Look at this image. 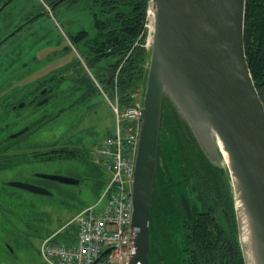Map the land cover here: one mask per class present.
<instances>
[{"label": "water", "instance_id": "1", "mask_svg": "<svg viewBox=\"0 0 264 264\" xmlns=\"http://www.w3.org/2000/svg\"><path fill=\"white\" fill-rule=\"evenodd\" d=\"M246 5L247 0H150L151 55L132 179L135 252L128 264H150L151 211L166 97L213 163L222 165L220 144L228 154L226 168L240 213L238 230L245 264H264V103L247 62ZM41 16L20 25L0 46ZM33 176L81 184L80 178L59 174ZM8 185L53 196L47 188L29 182Z\"/></svg>", "mask_w": 264, "mask_h": 264}, {"label": "rangeland", "instance_id": "2", "mask_svg": "<svg viewBox=\"0 0 264 264\" xmlns=\"http://www.w3.org/2000/svg\"><path fill=\"white\" fill-rule=\"evenodd\" d=\"M54 1H57L55 4L63 2V0L11 2L0 13V38L40 8L47 9ZM94 9L96 8L92 0L65 1L50 14V18L39 19L31 27L14 36L10 43L0 48V81L21 80L17 84L20 87V84L24 85L22 83L26 81L43 82L47 77L50 79L51 75L61 77L54 79L55 83L60 80L57 87L52 88V92H56L57 97L49 105L52 111L51 118L43 123L45 127L43 132L22 139L23 142L27 141V146L16 152L15 156L12 153H6L8 156L5 152L1 153L2 159L6 157V162L9 164L0 168V264H43L39 253L43 241L41 234H44V231H56L65 226L81 210L95 205L105 183L110 178V173L105 170L103 163L96 160L95 153L97 146L108 134L114 132L116 115L110 106L111 101L100 94L101 88H98L93 70L83 61V53L71 44L69 37L70 34L79 31H86L88 39L95 37ZM147 19L149 38L151 22L148 16ZM68 47L71 50L68 51ZM87 49L88 47L83 48L84 53ZM8 52L9 55L12 53V56L6 57ZM78 61L83 64V74L74 81L70 79L73 74L71 66ZM14 63L19 66L13 71L11 67ZM68 75L69 78L65 79ZM86 75L93 79V86L84 85L82 77ZM5 92L6 89L0 93V104L5 102L6 95H10ZM23 94L21 93L19 97ZM11 116L15 115L10 114V118L0 115V126L12 121L14 117ZM20 121L19 119L18 122ZM18 144L20 145L21 142ZM54 149H76L86 163L79 158L71 160L53 158L56 155L48 153ZM84 149L89 150L90 153H86ZM32 152L42 153L43 160L32 157L28 163H19V160L13 161V158H10L17 157L21 153L30 155ZM90 161L93 162V166ZM221 164L226 168L227 164L223 157ZM37 173L77 178L91 176L94 179L79 186L40 180L43 187L52 191L53 196L35 194L8 185L11 181L34 182L33 175ZM236 216L239 221V211H236ZM69 228L63 231L66 238L76 233L74 226ZM37 234L39 235L34 239L33 236ZM7 242L17 247L18 259H14L8 253L5 244ZM29 242L32 248L28 247Z\"/></svg>", "mask_w": 264, "mask_h": 264}, {"label": "trees", "instance_id": "3", "mask_svg": "<svg viewBox=\"0 0 264 264\" xmlns=\"http://www.w3.org/2000/svg\"><path fill=\"white\" fill-rule=\"evenodd\" d=\"M65 1L69 0H63V3ZM92 1L96 8V35L88 39L86 31L70 34L71 44L78 47L83 53V61L93 70L98 88H101L100 94L105 93L111 100L117 95L122 108L131 106L136 102L134 95L138 90H144L148 74L151 50L147 46L149 29L146 24L150 0ZM87 47L84 53L83 48ZM245 51L251 75L264 103V0H247ZM71 67L73 74L70 79L78 80L83 74V64L78 61ZM52 78L61 79L58 75ZM68 78L69 75L65 79ZM82 81L84 85H94L89 75L82 77ZM75 150L54 149L48 154H55L53 158H79L85 162ZM32 157L43 160L42 153L33 152L10 158L19 160V163H28ZM161 160H164V165H161ZM90 163L93 166V162ZM182 196L189 207V199L195 200L191 220L184 221L182 252L187 264H245L229 171L207 157L187 121L173 101L166 97L151 211L150 264L160 262L156 238L160 236L161 223L170 220L167 216L172 215L177 204L185 216ZM219 214H225L233 225L228 222L224 230L222 220H214ZM52 233L44 231L41 238ZM38 235H34V239ZM62 239L65 236L62 235ZM29 247L32 248L30 242Z\"/></svg>", "mask_w": 264, "mask_h": 264}, {"label": "built area", "instance_id": "4", "mask_svg": "<svg viewBox=\"0 0 264 264\" xmlns=\"http://www.w3.org/2000/svg\"><path fill=\"white\" fill-rule=\"evenodd\" d=\"M134 96L136 102L125 108H121L117 95L113 100L107 97L116 115V128L97 147L96 160L103 163L110 178L98 202L77 213L60 231L65 233L74 226V236L59 240L58 233H54L42 241L39 251L45 264H94L109 249L97 264H128L134 254L132 179L141 123V93Z\"/></svg>", "mask_w": 264, "mask_h": 264}, {"label": "flooded vegetation", "instance_id": "5", "mask_svg": "<svg viewBox=\"0 0 264 264\" xmlns=\"http://www.w3.org/2000/svg\"><path fill=\"white\" fill-rule=\"evenodd\" d=\"M13 1L14 0H0V13ZM58 1H61V0H58ZM56 2L57 1H54L53 3H51L50 6L47 7V9L40 8L35 14L31 15L30 17H27L24 21H22L20 25L27 22L28 20H30L37 14H42V16L38 18V20L41 18H46V19L48 17L50 18L51 16L50 14L58 6H60L63 3V2H60V3L55 4ZM36 21L26 26L23 30L17 32L14 36L18 35L20 32L31 27ZM19 26H17L16 28H18ZM16 28H14L12 31H14ZM12 31L2 36L0 38V42L3 39H5L8 35H10ZM14 36L10 37L6 42H4L0 46V48L5 46V44L8 43ZM12 53L14 52L12 51ZM12 53H10L9 55V52H8L7 53L8 55H5V56L6 57L12 56ZM9 65L11 66V64ZM18 66L19 64L16 65L14 63L11 69L13 68L12 70L14 71ZM51 76H50V79L49 77L45 78L43 82H35V81L23 82L22 84L24 85L20 84V87L23 88L24 90L20 89L19 85H17L19 84L21 80L16 81L14 79H7V80L0 81V93H2L4 89H6L5 93H10V95L8 96L6 95L5 102L0 104V115L3 114L7 116L8 118H10V114L15 115V116H11V117H14L12 121L6 122L3 126H0V168H2L5 164H7L6 157L2 159L3 156L1 155V153L5 152L6 156H8L6 153H12V155L15 156L14 154L16 152L21 151L27 146V143H26L27 141L23 142L24 140H22V137L24 136L32 137L38 134L39 132H43L42 130H44L45 128L43 127L44 126L43 123L51 118L50 114L52 111L49 108V105L52 104V102L57 97L56 92L54 93L52 92V88L57 87V85L60 82V80H57L58 82L55 83L56 80H53ZM13 87L15 88V90ZM21 93H24V94L21 97H19ZM27 118H29V120H26ZM19 119L21 120L20 122H18ZM18 142H21V144L19 145ZM20 146H22V148ZM161 165H164V160H161ZM79 178L81 179V184L92 179L91 176H87L84 178L79 177ZM33 179H34V182L29 181V183L44 186L42 185V182H39L40 180L42 181V179H39V180L38 178L35 179L34 176H33ZM191 191H194V190L191 189ZM183 200L187 203L184 196H182V204H184ZM189 204L191 205V207H189L187 203L189 207V213H187L186 209L184 208L185 218L182 215V210H180L181 209L179 207L180 205L177 204L176 207L174 208V211L172 212V215L167 216L170 218V220L166 219L167 223H164V222L161 223L160 236L156 238L157 239L156 247H157L159 260H160L159 264H164V263L165 264H168V263L187 264L186 257L183 255V252H182L183 251V248H182L183 247L182 246L183 234L185 230L184 221L191 220L192 218L191 208L193 210L195 209V200L193 198H191V200L189 199ZM214 220L216 222H218V220H222V225H223L224 230L227 229L226 225L228 224V222H230V224L233 225L232 221L228 217L227 218L225 217V214L216 215ZM150 227H151V222H150ZM5 244L7 246L8 253H10L14 257V259H18L17 252H16L17 247L12 246L8 242ZM151 248L152 246H151V231H150L149 258L151 256L150 253H152ZM166 253L168 254V256H166Z\"/></svg>", "mask_w": 264, "mask_h": 264}, {"label": "bare ground", "instance_id": "6", "mask_svg": "<svg viewBox=\"0 0 264 264\" xmlns=\"http://www.w3.org/2000/svg\"><path fill=\"white\" fill-rule=\"evenodd\" d=\"M149 15H150L149 18H150V21H151V27H152V18H153V16H152V12H151V10H150V12H149ZM220 146H221V148H222V150H223L224 160H225L226 162H228V154L224 151L222 144H220ZM248 236H249V230H247V231L245 232V235H244V242H246V243H247V239H248V241H249ZM250 261H251V260H250Z\"/></svg>", "mask_w": 264, "mask_h": 264}, {"label": "crops", "instance_id": "7", "mask_svg": "<svg viewBox=\"0 0 264 264\" xmlns=\"http://www.w3.org/2000/svg\"><path fill=\"white\" fill-rule=\"evenodd\" d=\"M60 228H61V227H60ZM60 228H58L56 231L54 230V232H57ZM54 232H53V233H54Z\"/></svg>", "mask_w": 264, "mask_h": 264}]
</instances>
